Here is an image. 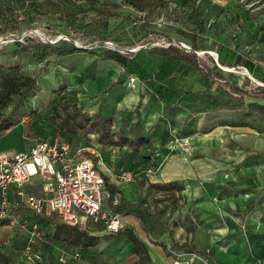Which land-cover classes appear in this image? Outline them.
<instances>
[{
	"label": "rangeland",
	"instance_id": "1",
	"mask_svg": "<svg viewBox=\"0 0 264 264\" xmlns=\"http://www.w3.org/2000/svg\"><path fill=\"white\" fill-rule=\"evenodd\" d=\"M139 1L144 4L141 9L125 0H0V95L10 86L16 66L25 73L38 74L44 81L38 83L14 110L11 108L18 94H12L7 104L0 103V116L11 113L20 123L0 135L1 153L27 150L26 147L39 139L59 138L77 144L82 140L86 147L81 156L95 155L92 143H96L97 137L95 134L86 136L83 132L78 139L71 138L75 126L65 116L63 107L67 98L75 96L67 82V69L79 63L91 70L98 64L108 65V62H100L108 54L115 57L116 53L109 52L111 49L103 39L115 43L113 50L117 47L142 49L140 56L150 66H158L160 58L148 50L153 45L166 44L165 36L175 43L184 41L188 45L194 40L203 48L197 51L202 64L213 70L221 69L226 79L238 84L264 85V0ZM73 4H82L86 9L66 16V11L77 9ZM25 14L32 16L29 24L22 21L19 29L7 28L12 25L11 21H21ZM59 37L73 40L82 51L64 58L55 59L53 53L38 58L36 53L42 50L40 44ZM219 56L224 64L219 62ZM245 60L260 66L258 78L252 76ZM174 67L169 81L173 88L169 101L180 96L182 106L187 107L190 114L182 118L181 128H171V134L177 136L186 126L193 130V122L202 117L216 119V129L211 132H216L221 141L222 138L226 140L218 151L208 153L192 148L188 139L182 148L177 144V149L183 152L177 180H191L187 176L196 170L193 164L196 159L214 158L218 163L212 168L198 169L191 175L194 178L189 183L191 186H185L186 190L181 192H169L165 197L171 201V212L181 211L179 220L186 236L183 241L182 236L177 235L176 243L193 247L167 246L165 253L171 257L170 264H264V113L250 104L251 99L228 91L226 86L206 83L193 68L182 63ZM205 111H208L206 115ZM190 147L189 154L186 148ZM122 172L125 171L113 173L114 178L117 180ZM130 172L145 175L141 170ZM31 184L33 186L28 184L30 191L38 193L39 176H34ZM196 185L201 186L204 198L194 196L200 193ZM187 188H191V192ZM182 195L189 196L188 200ZM149 196L155 199L153 194ZM107 206L112 208L109 203ZM50 215L55 223H62L55 213ZM173 215L176 213L160 217L163 223L174 222L172 228L175 229ZM35 218L42 236L31 242L25 222ZM88 225L90 234L97 237L96 246L71 245L67 240L55 239L53 223L32 214L20 202L12 215L0 220V264H136L137 257L132 253L115 256L106 250L111 241L116 243L121 237L114 238L98 225ZM121 243L115 249L117 253ZM75 252L80 256L74 258ZM35 253L40 258H35ZM144 264H149L147 256Z\"/></svg>",
	"mask_w": 264,
	"mask_h": 264
},
{
	"label": "crops",
	"instance_id": "2",
	"mask_svg": "<svg viewBox=\"0 0 264 264\" xmlns=\"http://www.w3.org/2000/svg\"><path fill=\"white\" fill-rule=\"evenodd\" d=\"M100 62H108L109 64L106 66L98 64L91 68V70H87L85 64L76 63L70 70L67 69V82L69 87L75 91L77 108L81 112H87L90 115L100 112L103 117L110 118L112 130L116 135L119 134L122 126L125 136H144L147 138V141L137 150H133L126 145L114 146L104 144L96 138V143H92L93 148L96 149L95 155L91 157L104 179L106 178L110 183L114 184L121 193V200L128 203L129 206L125 210L127 214L121 213L125 221L123 228L130 227L139 239L144 242L149 264H170L171 257L165 253L167 246L172 244L173 241L176 242L177 235L182 236L183 241L186 236L182 223L179 220L181 211L173 210L171 212V201L165 199L169 192L175 190H155L153 187H149V183L175 181L181 184L184 190V187L191 186L189 183H191V180H194L191 175L204 168L214 167L218 161L214 158H209V161L196 159V162L193 163L197 167L196 170L194 169L195 171H192L191 175L187 176L191 180H177L181 173V163H183V156H181L183 152L177 148L178 145L180 148L183 146L181 141L177 140V143L173 144L174 149L171 151L167 140L173 137L170 132L171 128H181V124L183 123L182 118H186L190 112L187 107L182 106L180 96L173 102L169 101L168 96L170 90L173 89L169 81L174 72L170 73L169 68L162 66L147 67L145 73L150 74L153 71L163 79L146 82L147 79L142 78L137 71L127 70L117 59H104L100 60ZM62 68L63 70L65 69V67ZM131 75L137 77L136 81L134 80L136 82L134 86H131L128 82ZM207 112L205 111L204 114L206 115ZM215 122H217L216 119L197 117L193 122V126H191L193 130H189V127L186 126L184 132L178 133L174 137L187 138L192 144V148L194 147L195 150L201 153L218 151L219 146L225 143L224 140L226 139L222 138V142L216 132H211V129H216L214 128L216 126ZM83 132L86 136L95 134V137H97V133L94 131L87 132L75 127L71 138L76 140ZM70 142L72 148L74 150L80 149V152L86 147L83 145L82 140L78 144L73 141ZM28 148L29 146L26 147V149ZM190 148H186L189 154L192 151V148L191 150ZM13 153L0 152V154L6 156H10ZM151 168L152 171H148ZM121 170H141V172H145L143 174L148 176H142L141 173L142 177L140 180L143 178V181L136 184L132 182L124 185V183H117L113 175V173ZM154 172H158L159 174H153ZM196 186L198 187L197 192L200 193L199 195L195 193L194 196L204 198V193H201V186ZM182 189L176 192H181L183 191ZM187 189L191 192V188ZM30 190L31 186H28L27 191L33 192ZM150 194H153L155 199L150 197ZM182 196L186 200L189 198L187 195ZM8 197L12 205V211L17 207L18 203H22L13 186H10ZM107 205V201H104L103 206L108 208ZM173 205L174 203L171 204V206ZM166 206L168 207L166 208ZM174 212L176 216L173 215L172 220H176L174 224L175 229L172 228L174 222L170 221V224L161 222V217L170 213L172 215ZM87 222L88 224L98 225L88 218L86 219ZM88 224L87 228H89ZM120 242L123 243L118 247L119 254L115 249ZM105 248L115 256H125L132 253V244L126 237H121L116 243L111 241Z\"/></svg>",
	"mask_w": 264,
	"mask_h": 264
},
{
	"label": "trees",
	"instance_id": "3",
	"mask_svg": "<svg viewBox=\"0 0 264 264\" xmlns=\"http://www.w3.org/2000/svg\"><path fill=\"white\" fill-rule=\"evenodd\" d=\"M130 4H133L134 6L138 8H143L144 4L139 0H125ZM74 5V4H73ZM77 7L76 10L70 9L66 11L64 14L66 16L76 15L78 12L85 11V7L82 4H76L74 7ZM100 9H97L98 12ZM32 19V16L30 14H25L22 16L21 21L13 20L11 21V26L7 27L11 30L19 29L22 26V21L24 23L29 24ZM8 30V29H7ZM166 44H157L153 45L149 48L148 53L151 55H156L160 58L159 65H152L153 67H165L170 69V73L174 72L175 69L174 65L182 63L185 67H191L193 68L198 76L202 77L204 81L207 83L210 82H216L219 85H224L228 88V91L233 92L236 95H239L242 98H248L251 99L252 105H254L256 108L260 110V112L264 113V85L260 84H251L248 85V83L238 84L236 81L226 79L221 71V69L213 70L209 68L208 66L201 63V59L199 55L197 54V51L200 49H203L202 46L198 43H196L194 40L190 45L185 43L184 41H179L187 44L189 47L185 48L182 46L177 45L173 41L172 38L165 36ZM112 41L110 39H103L102 42L105 43V41ZM113 42V41H112ZM21 44V43H20ZM42 50H39V52L36 53L38 58L40 57H47L49 54H54L55 59L59 56L68 57L73 56L81 52V48L77 46L73 40L65 39V38H59L55 41H43L42 44ZM115 45V43H114ZM25 49L28 48V46L22 45ZM119 46V45H118ZM109 52H114L113 54L115 57L110 56L109 54L105 57V59H117L122 65L127 68L129 71H137L142 78L147 79L148 81H154L155 79H163L158 74L154 73L153 71L150 72V74L145 73L147 67H152L144 62L142 57L140 56L142 49H123L121 47H117L113 50V48L108 47ZM123 51V52H122ZM138 51V52H137ZM126 52L127 55H123ZM137 52V54H136ZM234 56L236 55V52L233 51ZM42 58V59H43ZM142 59L143 61L139 60ZM54 59V60H55ZM56 61V60H55ZM55 61H53L55 63ZM52 61H48L50 63ZM219 62L221 64H224V60L219 56ZM229 61H227V64ZM244 64L247 68H249L252 72V76L255 78H258V69L260 68L259 65H252L249 60H245ZM64 65V62H63ZM140 65L142 67L140 70L137 69L135 66ZM180 69V68H179ZM143 72V73H142ZM46 76L49 75L48 72L45 73ZM44 77V75H43ZM50 77V76H49ZM48 77V78H49ZM40 79L38 74H29L22 71L20 66H16V71L14 72L12 81L10 83V86L8 89L0 95V103L7 104L9 101H11V95L12 94H18L17 100H15L11 111L16 108V106L21 103L26 96L36 87L38 83L44 82ZM136 79L137 77L134 76ZM134 79V80H135ZM136 81V80H135ZM136 83V82H135ZM63 111L65 113V116L69 119L72 124L77 127L81 128L84 131L87 132H96L97 133V140L101 143L108 144V145H114V146H123L126 145L133 150H137L143 143L147 141V138L144 136H135V137H127L124 135L123 130L124 128H120L119 134H115L112 130V122L110 118L103 117L100 112H97L94 115H90L87 112H81L75 103V96L74 99L67 98L64 101V107ZM19 123V119L13 118L11 116V113H8L7 115L0 116V135L7 129L15 126ZM173 136V135H172ZM182 137H170L167 142L170 143L171 140H175ZM185 138V137H183ZM49 140V139H48ZM53 140H61V141H67L71 144L70 141L59 139V138H53L50 139V141ZM106 181V189L109 193V195H112L115 191H119L117 187L110 183L108 179L105 178ZM150 186L157 189V190H163V191H179L183 188V186L175 181H164V182H155L150 183ZM128 203L123 202L120 199V202L115 207L116 212H120L123 214L126 213V208L128 207ZM38 217H45V219H48V223H53L54 225V233L53 237L57 240H67L68 243L71 245H77L80 244L83 247H91L96 246L98 243L97 237L95 235H91L90 231L87 227L83 228L79 225H72L65 223L60 220L62 223H55L54 220H52L51 216L47 217L46 215H37ZM34 220H37L36 218ZM38 221V220H37ZM98 224L101 229H103L102 225ZM115 238L117 237H126L132 244V255L137 257L136 264H144V259L147 255V249L143 241L139 239V237L134 233V231L130 227H125L120 229L118 232L112 234ZM192 244V243H190ZM172 245L179 249V248H185V249H191L193 247L187 246L185 244H179L175 241L172 242ZM194 246V245H193ZM79 253V252H78ZM80 256V255H79ZM145 256V257H144Z\"/></svg>",
	"mask_w": 264,
	"mask_h": 264
},
{
	"label": "built area",
	"instance_id": "4",
	"mask_svg": "<svg viewBox=\"0 0 264 264\" xmlns=\"http://www.w3.org/2000/svg\"><path fill=\"white\" fill-rule=\"evenodd\" d=\"M60 38V37H59ZM114 48L112 41H105ZM177 45L188 48L183 42ZM134 76L129 84L135 85ZM187 144V138L171 140L169 147L177 142ZM80 149H73L67 141L39 139L27 150L16 151L10 156L0 154V220L12 215L8 194L13 186L22 203L34 215L51 216L55 213L68 224L87 227L86 219L99 223L107 234H114L124 227V217L113 210L119 204L121 193L109 195L105 179L91 156H81ZM148 171H152V168ZM39 176V192H29L25 186ZM141 178L140 173L125 171L117 176V183H132ZM104 201L112 205L105 208ZM29 240L41 239L42 232L37 220L25 222ZM78 252L73 257L77 258ZM35 258H40L35 253ZM64 260V258H61Z\"/></svg>",
	"mask_w": 264,
	"mask_h": 264
}]
</instances>
